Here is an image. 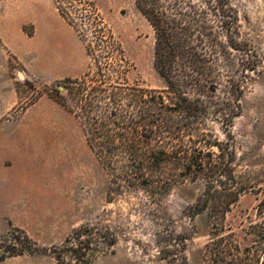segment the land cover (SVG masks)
I'll return each instance as SVG.
<instances>
[{"label":"rangeland","instance_id":"rangeland-1","mask_svg":"<svg viewBox=\"0 0 264 264\" xmlns=\"http://www.w3.org/2000/svg\"><path fill=\"white\" fill-rule=\"evenodd\" d=\"M122 43L134 68L133 86L164 90L157 72L155 36L136 0H93ZM243 39L259 53L262 73L250 81L243 113L232 128L242 195L227 221L247 245L245 230L259 223L264 200V0H232ZM89 58L53 0H0V78L15 102L0 128V253L21 230L42 255L9 257L0 264H59L66 240L95 229L116 244L90 264H177L171 251L186 238L188 264H200L210 239L208 217L191 209L202 183L179 185L156 204L142 191H113L109 176L88 147L79 121L50 95L66 78H79ZM23 76V79L20 78ZM211 131L226 139L218 125ZM101 247V246H100ZM66 264H79L66 255Z\"/></svg>","mask_w":264,"mask_h":264},{"label":"trees","instance_id":"trees-1","mask_svg":"<svg viewBox=\"0 0 264 264\" xmlns=\"http://www.w3.org/2000/svg\"><path fill=\"white\" fill-rule=\"evenodd\" d=\"M60 16L78 33L90 60L79 78H66L50 97L75 117L86 143L109 176L113 191H142L153 203L175 187L202 183L192 217L206 214L210 239L200 264H264V200L259 223L246 230L247 245L227 218L251 183H240L232 128L243 113V99L263 61L243 39L232 0H136L155 36L157 72L164 90L133 86L134 66L93 0H53ZM218 125L226 139L211 131ZM0 262L42 255L27 233L18 230ZM66 255L90 264L116 244L113 235L81 228L67 240ZM101 246V247H100ZM186 238L168 253L188 264Z\"/></svg>","mask_w":264,"mask_h":264},{"label":"crops","instance_id":"crops-1","mask_svg":"<svg viewBox=\"0 0 264 264\" xmlns=\"http://www.w3.org/2000/svg\"><path fill=\"white\" fill-rule=\"evenodd\" d=\"M10 95L7 96V88H6V81L5 79L0 78V128L4 126L3 119L10 114L11 110L13 109L15 102L12 101V92L9 93ZM6 165L5 163H0V166Z\"/></svg>","mask_w":264,"mask_h":264},{"label":"water","instance_id":"water-1","mask_svg":"<svg viewBox=\"0 0 264 264\" xmlns=\"http://www.w3.org/2000/svg\"><path fill=\"white\" fill-rule=\"evenodd\" d=\"M20 78H21V79H23V76H22V75H20Z\"/></svg>","mask_w":264,"mask_h":264}]
</instances>
